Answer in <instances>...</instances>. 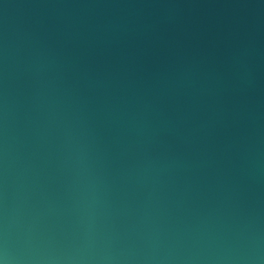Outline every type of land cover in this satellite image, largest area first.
I'll use <instances>...</instances> for the list:
<instances>
[{
    "label": "water",
    "instance_id": "obj_1",
    "mask_svg": "<svg viewBox=\"0 0 264 264\" xmlns=\"http://www.w3.org/2000/svg\"><path fill=\"white\" fill-rule=\"evenodd\" d=\"M0 264H264V0H0Z\"/></svg>",
    "mask_w": 264,
    "mask_h": 264
}]
</instances>
